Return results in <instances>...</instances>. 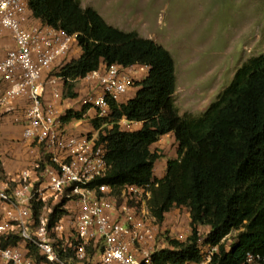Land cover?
I'll return each mask as SVG.
<instances>
[{
  "label": "trees",
  "instance_id": "1",
  "mask_svg": "<svg viewBox=\"0 0 264 264\" xmlns=\"http://www.w3.org/2000/svg\"><path fill=\"white\" fill-rule=\"evenodd\" d=\"M28 4L36 20L78 35L80 55L68 59L58 73L72 82L65 88L68 98L76 99V83L104 63L151 67L134 97L110 104L111 120H92L91 126L99 132V143L106 145L110 165L97 185H108L116 194L128 186L150 187V208L159 225L176 208L190 211L188 242L170 240L167 249L153 256V263L201 264L200 231L207 229L205 244L220 248L210 264H245L249 256L258 258L254 264H264V56L247 61L201 117L184 118L175 101L176 63L165 48L137 32L108 25L80 0ZM85 113L86 109L70 110L63 123L82 121ZM123 119L143 127L123 130L118 124ZM168 134H174L179 145L178 158L169 161L165 178L157 180L154 169L160 157L151 149ZM0 173L6 177L1 167ZM43 207V202L34 203L36 218ZM64 213L63 204L58 205L53 222ZM235 232L236 241L226 247ZM18 244L19 237L13 236L3 247Z\"/></svg>",
  "mask_w": 264,
  "mask_h": 264
},
{
  "label": "built area",
  "instance_id": "2",
  "mask_svg": "<svg viewBox=\"0 0 264 264\" xmlns=\"http://www.w3.org/2000/svg\"><path fill=\"white\" fill-rule=\"evenodd\" d=\"M78 41V35L36 20L28 0H0V120L10 116L22 127L23 142L38 145L48 159L14 179L0 173L2 264H154L153 256L167 249L151 212L152 189L128 186L116 194L97 185L110 171L99 132L70 135L63 123L65 88L72 82L58 73L80 55ZM150 73L148 65L102 64L78 81L86 87L83 120H111L110 104L134 97ZM118 124L127 131L143 126L127 119ZM35 202L44 203L38 218ZM60 204L65 213L53 222ZM13 236L19 244L4 248ZM200 246L201 264L220 251L205 242ZM256 260L249 256L245 264Z\"/></svg>",
  "mask_w": 264,
  "mask_h": 264
},
{
  "label": "rangeland",
  "instance_id": "3",
  "mask_svg": "<svg viewBox=\"0 0 264 264\" xmlns=\"http://www.w3.org/2000/svg\"><path fill=\"white\" fill-rule=\"evenodd\" d=\"M80 1L84 9L96 10L108 25L126 33L137 32L171 53L178 80L176 106L184 118L201 117L247 61L264 56V0ZM76 88L83 91L85 83H76ZM82 98L73 100L81 102ZM8 122L14 124L6 116L0 126ZM83 127L95 134L91 122L85 121ZM154 154L165 157L160 149ZM160 228L167 248L170 240L188 242L192 236L189 209H174ZM207 232L200 231L199 244ZM237 236L235 232L228 237L225 246Z\"/></svg>",
  "mask_w": 264,
  "mask_h": 264
},
{
  "label": "crops",
  "instance_id": "4",
  "mask_svg": "<svg viewBox=\"0 0 264 264\" xmlns=\"http://www.w3.org/2000/svg\"><path fill=\"white\" fill-rule=\"evenodd\" d=\"M74 93L79 98L86 97V89L82 91L76 88ZM48 99H51L50 94ZM23 105V103H20V108H22ZM63 109L66 111H79L81 110V105L79 101L69 98L64 100L62 110ZM90 116L94 117L93 112ZM85 121L91 122V120H82L78 126L72 122L70 124H65V127L70 135L88 134L90 133V128L83 127ZM142 127L143 126H138L136 131H140ZM0 139L3 141V145L0 146V167L4 175L10 179L16 178L22 172L30 169L35 163L46 161L43 150L38 145L23 142V129L20 125L8 122L0 126ZM158 149L163 151L165 157L158 160L154 169V176L157 180H162L167 174L169 161L178 158L179 145L174 134L161 137L158 143L152 147V153L154 154V151Z\"/></svg>",
  "mask_w": 264,
  "mask_h": 264
}]
</instances>
